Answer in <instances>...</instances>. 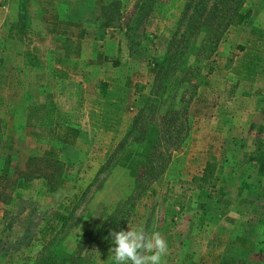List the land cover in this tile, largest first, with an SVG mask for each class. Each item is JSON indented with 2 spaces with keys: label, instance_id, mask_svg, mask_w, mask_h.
Here are the masks:
<instances>
[{
  "label": "rangeland",
  "instance_id": "rangeland-1",
  "mask_svg": "<svg viewBox=\"0 0 264 264\" xmlns=\"http://www.w3.org/2000/svg\"><path fill=\"white\" fill-rule=\"evenodd\" d=\"M186 1L0 0V264H113L129 224L164 264H264V0L224 32Z\"/></svg>",
  "mask_w": 264,
  "mask_h": 264
},
{
  "label": "trees",
  "instance_id": "trees-1",
  "mask_svg": "<svg viewBox=\"0 0 264 264\" xmlns=\"http://www.w3.org/2000/svg\"><path fill=\"white\" fill-rule=\"evenodd\" d=\"M243 4L244 0H187L181 17H191L195 28L204 27L206 32H224L228 27L244 23L247 20L250 9L244 8ZM218 36H215L214 41L218 40ZM171 58V61H173L172 55ZM162 138L158 135L156 142L147 153L142 164V173L135 180L136 187L140 185L144 187L154 180L164 170L171 152L175 150L160 145ZM204 169V173L200 177L202 181L206 180L205 172L210 173V162L205 163Z\"/></svg>",
  "mask_w": 264,
  "mask_h": 264
},
{
  "label": "clouds",
  "instance_id": "clouds-1",
  "mask_svg": "<svg viewBox=\"0 0 264 264\" xmlns=\"http://www.w3.org/2000/svg\"><path fill=\"white\" fill-rule=\"evenodd\" d=\"M110 236L114 247L108 258L113 264H164L168 243L159 232L149 234L144 226L129 224V230L111 231Z\"/></svg>",
  "mask_w": 264,
  "mask_h": 264
},
{
  "label": "crops",
  "instance_id": "crops-1",
  "mask_svg": "<svg viewBox=\"0 0 264 264\" xmlns=\"http://www.w3.org/2000/svg\"><path fill=\"white\" fill-rule=\"evenodd\" d=\"M224 246V245H223ZM223 246L220 248H215L214 249V264H222L220 263V259H221V255H222V250H223ZM173 256V255H172ZM168 261L172 260V257H168L167 258ZM175 261V260H174ZM167 264H175V263H168ZM176 264H181V261H179Z\"/></svg>",
  "mask_w": 264,
  "mask_h": 264
}]
</instances>
